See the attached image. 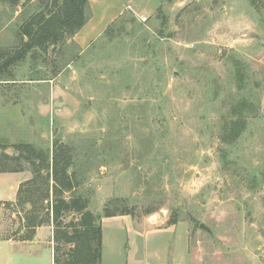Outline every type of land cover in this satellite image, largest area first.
I'll list each match as a JSON object with an SVG mask.
<instances>
[{"label":"rangeland","instance_id":"374dc122","mask_svg":"<svg viewBox=\"0 0 264 264\" xmlns=\"http://www.w3.org/2000/svg\"><path fill=\"white\" fill-rule=\"evenodd\" d=\"M41 2L22 0L6 23L11 8L0 1V46L14 44ZM89 7L82 29L98 23L100 32L77 43L81 51L69 48L72 62L56 73L60 51L46 62L30 55L0 81V164L18 155L19 143L73 146L78 184L64 196L81 194L99 218L100 264H264V0H89ZM236 60L247 67L242 81ZM240 98L254 108L239 140L227 144L224 117ZM23 165L0 173V264H55L47 201L39 193L35 203L18 201L34 177ZM106 207L126 214L107 216ZM30 216L44 223L21 240ZM79 218L70 211L63 221Z\"/></svg>","mask_w":264,"mask_h":264},{"label":"trees","instance_id":"16d2710c","mask_svg":"<svg viewBox=\"0 0 264 264\" xmlns=\"http://www.w3.org/2000/svg\"><path fill=\"white\" fill-rule=\"evenodd\" d=\"M0 1L8 3L11 8L10 12L6 9L3 11L7 19L6 23L11 22L13 14L22 5V0ZM89 10V0H43L30 16L21 20L14 44L0 46V81L7 80L6 77L12 66L26 60L28 56L31 55L34 60L42 58L46 62L51 58L49 57L51 51L53 53L60 51V58L58 60L55 57L53 65L56 73L57 69L62 70V67L72 62L75 57L72 54L74 57L71 58L69 48L73 46L82 50L74 37L90 19ZM115 23L108 26L101 38H108ZM60 61L64 64L61 65ZM246 68L243 62L236 60L235 70L240 81L245 79ZM252 108L254 107H251L250 102L245 98H240L237 103L230 106L222 126L223 142L232 144L239 140L246 128V114L248 115V110ZM12 147L18 151V155L5 154L0 164V173L23 171V163H28L34 177L26 181L31 184L29 188L20 186L17 194L18 201L22 205L35 203V193H39L44 202L47 201L45 214L52 218V223L55 225L53 236V240L57 243L53 256L55 264H100L103 228L99 218L88 209V201L81 194L74 193L70 199L64 196L66 192H75L76 184H78L71 171L75 160L74 147L63 144L60 139H56L51 148L32 143H19ZM11 162H16L19 167L12 166ZM39 180L45 184L44 187L37 184ZM24 189H27L26 192L30 194L24 195ZM51 197L53 205L48 207ZM70 211L78 213L80 218L78 221L67 224L63 221V216ZM105 214L107 216L124 215L126 211L124 209L112 211L106 207ZM36 218L33 216L27 218V226L31 231L30 234L20 237L21 240H29L35 230L43 225L44 220Z\"/></svg>","mask_w":264,"mask_h":264},{"label":"crops","instance_id":"0c3cea01","mask_svg":"<svg viewBox=\"0 0 264 264\" xmlns=\"http://www.w3.org/2000/svg\"><path fill=\"white\" fill-rule=\"evenodd\" d=\"M97 26H98V23L93 25L92 28H90V26H89V28L87 27L86 29H82L79 33H77L75 36V40L77 41V43H79L81 45L83 44V46H85V44H87V43L88 44L91 43L99 35L100 30L97 32ZM92 33H94L93 36H91ZM17 189H18V187L16 185V187H14L13 191H15V193H16ZM40 230H41V228H38V232ZM52 259H53V256H52ZM49 264H51V262Z\"/></svg>","mask_w":264,"mask_h":264},{"label":"water","instance_id":"95a60500","mask_svg":"<svg viewBox=\"0 0 264 264\" xmlns=\"http://www.w3.org/2000/svg\"><path fill=\"white\" fill-rule=\"evenodd\" d=\"M258 42L264 44V38H258ZM61 103H56L57 106H59ZM51 202H48V207H50ZM203 227H205L206 229H208L204 224H202Z\"/></svg>","mask_w":264,"mask_h":264}]
</instances>
